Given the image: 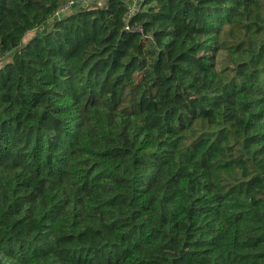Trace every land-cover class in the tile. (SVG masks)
<instances>
[{
    "label": "trees",
    "instance_id": "trees-1",
    "mask_svg": "<svg viewBox=\"0 0 264 264\" xmlns=\"http://www.w3.org/2000/svg\"><path fill=\"white\" fill-rule=\"evenodd\" d=\"M65 1L0 0V264H264V0Z\"/></svg>",
    "mask_w": 264,
    "mask_h": 264
},
{
    "label": "built area",
    "instance_id": "built-area-1",
    "mask_svg": "<svg viewBox=\"0 0 264 264\" xmlns=\"http://www.w3.org/2000/svg\"><path fill=\"white\" fill-rule=\"evenodd\" d=\"M84 1L85 0H66L59 7V9L56 11V14L58 15L59 13H63L67 9H69L72 5L81 4ZM125 3H126V6H127V9L125 11L126 23L124 25V28L129 29V28L133 27L135 30L142 31V28H141V26L139 24H134V25L130 26V24L127 22L128 19L131 17V15L136 13L139 10L140 0H125ZM145 36H149V35H145Z\"/></svg>",
    "mask_w": 264,
    "mask_h": 264
},
{
    "label": "rangeland",
    "instance_id": "rangeland-1",
    "mask_svg": "<svg viewBox=\"0 0 264 264\" xmlns=\"http://www.w3.org/2000/svg\"><path fill=\"white\" fill-rule=\"evenodd\" d=\"M91 1H92V2H95V3H97V4H100V3H102L103 0H86V1H84L83 3H81L80 6H82V5H83V6H86V5H88L89 3H91ZM72 9H74V8H71L70 10H72ZM65 14H66L65 12L62 13V15H65ZM30 34H31V33H28V34L25 35V37H24V40H25V41L29 38Z\"/></svg>",
    "mask_w": 264,
    "mask_h": 264
}]
</instances>
